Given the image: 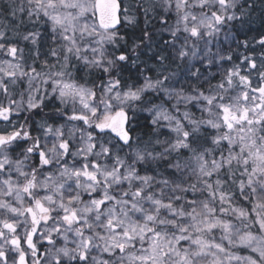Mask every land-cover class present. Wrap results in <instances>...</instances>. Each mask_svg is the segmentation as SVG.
Here are the masks:
<instances>
[{
  "label": "snow or ice",
  "instance_id": "snow-or-ice-1",
  "mask_svg": "<svg viewBox=\"0 0 264 264\" xmlns=\"http://www.w3.org/2000/svg\"><path fill=\"white\" fill-rule=\"evenodd\" d=\"M0 264H264V0H0Z\"/></svg>",
  "mask_w": 264,
  "mask_h": 264
}]
</instances>
